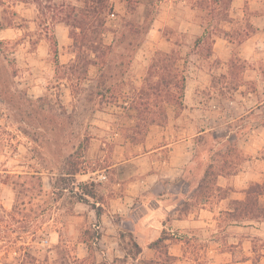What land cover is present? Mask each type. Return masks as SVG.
<instances>
[{"label":"rangeland","instance_id":"rangeland-1","mask_svg":"<svg viewBox=\"0 0 264 264\" xmlns=\"http://www.w3.org/2000/svg\"><path fill=\"white\" fill-rule=\"evenodd\" d=\"M111 1L103 34L112 45L107 65L80 73L84 68L77 63L72 73V27L44 21L42 6L57 12L59 4L79 0H45L41 6L0 0V264H59L65 247L56 248L47 237L55 231L73 237L75 204L114 195L112 184L122 177L118 168L133 178L148 171L135 160L146 149L145 116L130 103L154 53L173 48L188 61L189 91H201L177 124L192 132L209 129L200 139L199 168L208 158L228 159L236 171L220 178L229 189L226 198L215 194L194 209L201 223L178 264H253L256 258L264 264V221L232 227L224 213L249 183L264 181V31L246 46L236 42L256 32L257 23L264 27V18L253 17L264 14V0H229L219 11L230 17L221 20L208 16V0ZM203 28L212 29V38L235 43L220 39L207 57L211 38L199 39ZM229 55L233 70L223 60ZM165 109L167 124L174 108ZM100 174L107 176L99 180ZM40 188L45 195L38 194ZM215 217L219 226L209 221Z\"/></svg>","mask_w":264,"mask_h":264},{"label":"crops","instance_id":"crops-1","mask_svg":"<svg viewBox=\"0 0 264 264\" xmlns=\"http://www.w3.org/2000/svg\"><path fill=\"white\" fill-rule=\"evenodd\" d=\"M253 17L262 20L264 14L256 13ZM256 26V32L244 40L236 41L237 44L246 46L259 32L264 31V27L258 23ZM220 39L230 44L235 43L224 36L213 37L211 55L217 51ZM169 41L172 42L171 39ZM229 57L230 55L228 59H223L227 60V68H230ZM201 70L207 71L203 68ZM185 71L186 88L181 112L178 113V108L172 105L174 109L169 114L168 123L151 126L141 143L145 145V151L134 158L145 163V166L149 167L148 171L133 178L134 175L126 176L125 170L118 168L117 175L122 177L112 184L113 190L110 191L114 192V195H106L104 199L77 202L75 214L72 215L76 219L72 225L73 237L65 239L58 231L47 237L56 248L65 247L63 261L56 263L144 264V260L157 259L166 253L176 258L174 264L183 261V256L188 253L187 245L193 238L192 230L195 224L201 223V220L195 219L194 209L208 202L206 200L202 203L204 198L198 201L195 197L203 175L199 168V157L203 153L199 143L202 135L209 132V129L203 128L192 132L187 125H177L184 111L190 112L194 96L201 93L200 90L189 91L187 65ZM208 73L212 76L210 71ZM132 160H122L113 166L131 163ZM106 176L100 174L97 178L102 180ZM220 178L226 179L227 176L220 175L218 178L219 186L225 188ZM242 193L245 196L244 191ZM243 196L237 199H242ZM218 207L220 210V206ZM81 218L87 219L85 226L78 223ZM209 221L216 225L219 223L217 217ZM233 224L234 222L228 225L234 227ZM87 230L91 236L85 235ZM164 230L169 233L170 238L159 247H151L150 244L157 240ZM45 264L51 263L45 260Z\"/></svg>","mask_w":264,"mask_h":264},{"label":"trees","instance_id":"trees-1","mask_svg":"<svg viewBox=\"0 0 264 264\" xmlns=\"http://www.w3.org/2000/svg\"><path fill=\"white\" fill-rule=\"evenodd\" d=\"M31 1L40 5L45 0ZM46 1L49 3L54 2V0ZM228 1L208 0V16L217 20H221L223 17L226 19L227 16L230 17L229 14L222 15V12L219 11L220 7L223 4H227ZM53 5L56 7V3ZM46 6H49L48 8H51V10H49L50 13H47L49 11H45V5L42 6L44 21L47 20L48 22L54 19V22H64L72 27L70 37L73 39V47L75 48L73 64L80 63L82 65L81 68L84 69L80 73H87L91 65H107L112 45L106 44L103 34L108 29L106 18L113 9L111 0H79L77 5L61 3L58 5L59 9L57 12L53 11V6ZM204 29L199 39L211 38L210 50L207 53V56H209L212 53V29ZM129 30L131 33L135 31L133 27H130ZM130 45L131 43H129V47ZM53 46L56 49V41ZM56 63L58 64V60ZM232 64L233 61L230 62V70H233L232 67L234 66ZM186 65L187 59L174 48L170 51L158 50L151 57L144 84L137 92V99L134 98L130 103V106L135 107L141 116H145L144 119L142 118L146 123L144 124L145 137L150 126L154 124L164 125L167 122L165 104L174 105L178 108V112L183 108L186 88ZM69 70L72 73L77 71L76 65L75 67H69ZM262 73L264 76V71ZM202 172L203 175L198 183L195 198L197 200L201 198L208 200L213 195L221 192H224L222 197L226 198L229 189L219 186L218 178L220 175L230 176L236 174L235 170L229 168L228 159H224L222 163H219L216 159L208 158L204 163ZM67 173L72 176L78 172L68 171ZM41 193L45 195L43 188L38 191V194ZM244 193V198L232 199L231 206L224 211L227 216L226 224L241 221H264V181L249 183ZM93 194V191L89 193L91 196ZM85 235L91 236L90 231L87 230ZM168 238H170V235L164 230L162 235L153 241L150 246L159 247ZM175 260L174 256L166 253L160 255L157 259H146L144 264H170V261L174 263ZM253 264H258L257 258L253 261Z\"/></svg>","mask_w":264,"mask_h":264},{"label":"built area","instance_id":"built-area-1","mask_svg":"<svg viewBox=\"0 0 264 264\" xmlns=\"http://www.w3.org/2000/svg\"><path fill=\"white\" fill-rule=\"evenodd\" d=\"M111 15L114 16V13H112Z\"/></svg>","mask_w":264,"mask_h":264}]
</instances>
